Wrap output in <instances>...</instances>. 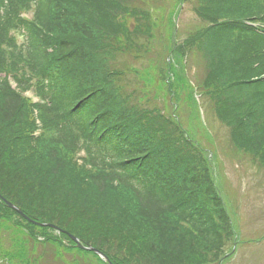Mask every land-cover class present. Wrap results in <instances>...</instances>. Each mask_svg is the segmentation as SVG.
<instances>
[{
    "label": "trees",
    "instance_id": "trees-1",
    "mask_svg": "<svg viewBox=\"0 0 264 264\" xmlns=\"http://www.w3.org/2000/svg\"><path fill=\"white\" fill-rule=\"evenodd\" d=\"M20 1L0 5V194L115 264H219L232 255L236 228L195 126L213 135L199 115L195 125L182 122L193 87L168 56L184 55L185 69L193 54L198 93L227 125L231 144L263 168L264 34L217 21L261 16L264 3L181 0L195 2L201 22L179 43L168 31L165 46L150 0H35L33 21L18 16ZM156 40L164 51L148 57ZM1 73L20 92L35 85L40 102ZM81 144L90 168L74 160ZM12 214L0 199V246L15 251L0 250L1 262L80 264L65 259L79 250L66 234L39 237L28 225L49 228ZM89 259L82 260L101 263Z\"/></svg>",
    "mask_w": 264,
    "mask_h": 264
},
{
    "label": "rangeland",
    "instance_id": "rangeland-1",
    "mask_svg": "<svg viewBox=\"0 0 264 264\" xmlns=\"http://www.w3.org/2000/svg\"><path fill=\"white\" fill-rule=\"evenodd\" d=\"M181 4V0H150L147 2V5L154 11L155 20L165 25V27L164 25L161 26L167 35L163 38L165 46H168L169 43L168 31L171 39L179 43L188 36L192 29L200 24V20L197 19V13L195 12V2ZM178 8H180V12L176 14ZM177 20L179 25L174 26L173 24ZM155 28L153 29L154 32H156ZM173 32H177V39H175V33ZM151 47L152 50L147 54L148 57L152 55L155 57V53L157 54L156 51H159V53L164 51L157 40L151 42ZM192 55V53L189 54L188 58H190V61H192ZM183 56L176 52L171 54V58L170 55L168 56L171 69L177 74L185 70L183 68ZM205 72V70L200 72L203 78L205 77ZM184 74L186 80L188 79L190 81L191 86L200 84L199 81H196L197 76L191 72L184 71ZM194 93L195 91H192L191 88L190 94L188 95L191 110L187 111L185 115H181L182 122L184 121L186 124H194L191 121L192 118L196 122L199 119L194 101ZM28 94L31 95L32 93L30 92ZM207 101L208 98L204 95L202 98L203 103H199V109L203 129L205 132L211 133L208 128L209 124L213 131L211 133L213 136L207 138L202 132L197 134L196 126L194 136L209 155L208 160L214 173L215 184L223 199L227 212L232 216L237 234L236 242L239 241L237 253L235 252L231 255L228 252L220 264H264V237L261 240V236H264V167L260 168L252 161L253 157L247 155L243 149H238L231 144L227 125L219 120L218 113L214 108L209 109ZM213 102L211 99V108ZM11 217L13 220L20 219L17 214H12ZM28 227L39 237L54 234L49 229L39 230L29 225ZM240 234H242L241 238H239ZM0 250L3 252L4 257H10L15 252L11 245L9 246L8 242L2 243ZM4 251L7 254H4ZM64 254L66 260L75 259L80 264H86L85 262L87 260L82 259L84 256H89L88 253L79 250H75L72 253L65 251ZM17 261L19 260L14 259V262ZM89 261L92 262L94 259H89ZM95 262L100 263L97 259H95ZM0 264L6 263L0 260Z\"/></svg>",
    "mask_w": 264,
    "mask_h": 264
},
{
    "label": "water",
    "instance_id": "water-1",
    "mask_svg": "<svg viewBox=\"0 0 264 264\" xmlns=\"http://www.w3.org/2000/svg\"><path fill=\"white\" fill-rule=\"evenodd\" d=\"M2 201L9 207L14 209L15 211H17L19 214H21L22 216H24L27 220H29L30 222L36 224V225H40V226H50L53 228H56L57 230H61L63 232H66L62 229H60L59 227L55 226L54 224L48 223V222H41V221H37V220H33L30 217H28L25 213L22 212V210L17 207L16 205H14L13 203H11L10 201L6 200L5 198H3L2 196H0ZM69 237L74 241L75 246H77L78 248H82L84 250H89V251H93L96 254H98L103 260H105L108 264H113L112 261L108 258V256L106 254H104L100 249L93 247L91 245H86L84 243L81 242V240L71 234H69Z\"/></svg>",
    "mask_w": 264,
    "mask_h": 264
}]
</instances>
